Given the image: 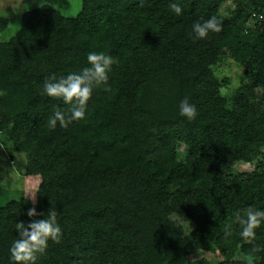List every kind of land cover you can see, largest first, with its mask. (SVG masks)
Listing matches in <instances>:
<instances>
[{"label":"trees","instance_id":"obj_1","mask_svg":"<svg viewBox=\"0 0 264 264\" xmlns=\"http://www.w3.org/2000/svg\"><path fill=\"white\" fill-rule=\"evenodd\" d=\"M225 1L175 0L180 16L170 10L171 0H81L74 18L49 6L22 15L15 40L0 44V85L8 91L0 97V112L11 125L13 151L26 155L27 175L39 177V200L0 205V264H11L15 223L30 222L33 207L37 219L55 208L62 229L59 243L49 241L36 264H264V224L248 243L232 223L238 209H264L257 175L244 180L234 168L235 160L264 149V22L254 35H242L236 21L217 14ZM246 1L264 8V0ZM213 16L221 31L193 38L192 24ZM6 24L0 18V32ZM91 51L116 60L110 90H94L83 120L50 129L53 110L67 113L69 106L43 94L46 77L79 71ZM225 51L246 68L247 87L233 92L232 109L212 71ZM161 83L196 105L194 120L161 110L153 99ZM255 89L256 103L248 96ZM177 138L187 145L186 164L175 163L170 153L164 165L147 158ZM121 145L134 151L130 166L111 156ZM176 180L187 194L186 210L179 212L204 234L195 245L173 226L163 205ZM236 186L246 187L239 198ZM220 206L233 209L229 219ZM205 246L214 263L193 257V249Z\"/></svg>","mask_w":264,"mask_h":264},{"label":"rangeland","instance_id":"obj_2","mask_svg":"<svg viewBox=\"0 0 264 264\" xmlns=\"http://www.w3.org/2000/svg\"><path fill=\"white\" fill-rule=\"evenodd\" d=\"M40 3L41 0L32 2L28 5L26 11L20 10V5H0V18L7 20L6 26L0 32V44L15 40L21 27L22 15L27 11L40 7ZM45 3L46 6L56 10L65 18L76 17L81 7V0H45ZM21 7L23 8V6ZM217 14L221 18L236 21L241 34L246 36L254 35L255 28L259 27L260 24L264 22V8L250 4L246 0H226L219 6ZM259 15H262L261 19L258 17ZM251 39L253 41L255 37L252 36ZM245 70L246 68L244 66L239 65L233 59L229 51H225L221 62L213 66V74L220 76L219 92L226 98V105L231 109L234 107L233 101H230L233 92L237 89L247 87ZM114 86L115 84L113 87ZM158 87L159 88L155 92L157 100H155V97L153 98L154 101H156L155 103L161 104L160 107L162 111L168 109L170 116L177 117V115H179V103L181 100L175 94L173 87L167 83H161ZM0 88L7 91L2 85H0ZM150 95L151 94L145 97V103L152 100ZM258 95H260V90L255 89L251 91V94L248 95L250 102L256 103ZM261 109L264 111V105ZM3 117V112H0V205H5L6 203L13 204L19 201L34 205L39 200L37 194L39 177L27 175L25 171L27 163L26 155L18 151H13L12 138L10 137L11 125L3 123ZM160 149L162 150L156 149L147 152V158L158 159L162 165L167 163L164 158L168 153H170V157L175 163L186 164L190 159L187 145L184 140L177 138L173 146L172 144L170 146H164V148L162 146ZM260 151L261 152H257L258 154L256 155H251L249 159L241 158L235 160L234 168L235 173L243 175L244 180L250 179L252 174L257 175V185L264 188V149ZM133 154V149L121 145L115 149L113 154L111 153V156H113L117 163L125 167L132 165L133 161L136 159L133 157ZM245 188L246 187H235L234 191L237 193L236 198H239L242 190ZM168 195L163 205L169 209L167 217L173 226L181 230L182 237H188L192 242L197 239H203L204 234H202L198 223L192 219H188L190 216L185 218V216L181 214L186 210L182 208L186 205L187 201V194L185 193L183 181L176 180L171 183L169 185ZM218 209L221 213L224 212L228 219L232 214L231 211H233L230 207L227 210H222L223 206H220ZM221 228L223 234L226 231L231 232V229L225 222L221 224ZM192 244L195 245L194 242ZM207 248L208 247L205 246L201 250L193 249V257L205 258L211 263H214L216 256L206 251Z\"/></svg>","mask_w":264,"mask_h":264},{"label":"clouds","instance_id":"obj_3","mask_svg":"<svg viewBox=\"0 0 264 264\" xmlns=\"http://www.w3.org/2000/svg\"><path fill=\"white\" fill-rule=\"evenodd\" d=\"M39 6H46L45 0H41ZM169 8L176 16L182 15V7L175 0H171ZM27 9L28 5L25 4V0H22L20 10L26 11ZM221 27V23L216 17H209L203 22L197 21L192 24L191 36L195 39H204L209 32H220ZM115 63V58L110 54L91 51L86 55L87 66L79 71L60 76L53 73L46 77L43 83V94L49 98L59 99L63 104L69 106L67 113L56 107L47 120V126L50 129H55L57 126L63 129L74 121L83 120L87 103L94 90L101 87L105 91L110 90L109 74ZM5 95H7V91L0 88V97ZM179 115L188 121L196 118L197 107L190 102L188 97L180 101ZM27 216L30 218V222L15 223L16 237L8 248L11 264H36L38 256L43 255L48 248L49 241L59 243L62 237L58 212L55 208H51L47 214L40 213L43 218L39 219L36 218V209L29 208ZM232 223L239 225L241 238L252 243L256 238V229L264 224V209L252 206L238 209L233 213ZM230 234V232H225V236Z\"/></svg>","mask_w":264,"mask_h":264},{"label":"crops","instance_id":"obj_4","mask_svg":"<svg viewBox=\"0 0 264 264\" xmlns=\"http://www.w3.org/2000/svg\"><path fill=\"white\" fill-rule=\"evenodd\" d=\"M37 0H25V4L30 5ZM22 0H0V5H20Z\"/></svg>","mask_w":264,"mask_h":264},{"label":"built area","instance_id":"obj_5","mask_svg":"<svg viewBox=\"0 0 264 264\" xmlns=\"http://www.w3.org/2000/svg\"><path fill=\"white\" fill-rule=\"evenodd\" d=\"M261 18V16H259Z\"/></svg>","mask_w":264,"mask_h":264}]
</instances>
